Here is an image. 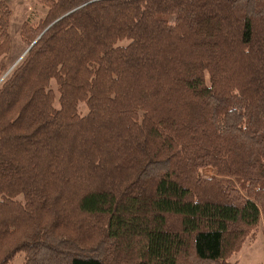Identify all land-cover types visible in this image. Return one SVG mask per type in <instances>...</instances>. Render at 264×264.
I'll return each mask as SVG.
<instances>
[{
    "label": "trees",
    "instance_id": "obj_1",
    "mask_svg": "<svg viewBox=\"0 0 264 264\" xmlns=\"http://www.w3.org/2000/svg\"><path fill=\"white\" fill-rule=\"evenodd\" d=\"M38 2L1 78L0 0V264H230L264 217V0Z\"/></svg>",
    "mask_w": 264,
    "mask_h": 264
},
{
    "label": "rangeland",
    "instance_id": "obj_2",
    "mask_svg": "<svg viewBox=\"0 0 264 264\" xmlns=\"http://www.w3.org/2000/svg\"><path fill=\"white\" fill-rule=\"evenodd\" d=\"M11 9L9 19L10 51L9 55L3 60L6 65L2 77L4 78L9 71L21 60L24 55L26 45L20 40L19 29L25 20L36 21L45 13V8L38 0H3ZM82 110H84L82 108ZM201 176H213L214 170L204 168L199 171ZM23 255H19L11 264H20ZM230 264H264V217L254 231L253 235L245 240L238 252L233 253L228 258Z\"/></svg>",
    "mask_w": 264,
    "mask_h": 264
},
{
    "label": "water",
    "instance_id": "obj_3",
    "mask_svg": "<svg viewBox=\"0 0 264 264\" xmlns=\"http://www.w3.org/2000/svg\"><path fill=\"white\" fill-rule=\"evenodd\" d=\"M36 39H38V38H36ZM36 41V40H35ZM34 43V42H33ZM31 46H29L26 50H25V52L30 48ZM25 52H24V54H25Z\"/></svg>",
    "mask_w": 264,
    "mask_h": 264
}]
</instances>
